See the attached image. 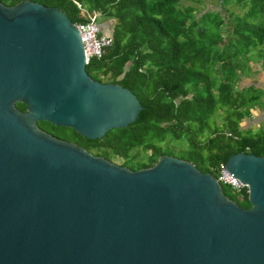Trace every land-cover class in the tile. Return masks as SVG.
<instances>
[{
	"label": "water",
	"instance_id": "95a60500",
	"mask_svg": "<svg viewBox=\"0 0 264 264\" xmlns=\"http://www.w3.org/2000/svg\"><path fill=\"white\" fill-rule=\"evenodd\" d=\"M85 64L61 9L0 2V264H264V156L224 159L243 208L184 159L131 170L38 127L92 140L138 124V95Z\"/></svg>",
	"mask_w": 264,
	"mask_h": 264
},
{
	"label": "trees",
	"instance_id": "16d2710c",
	"mask_svg": "<svg viewBox=\"0 0 264 264\" xmlns=\"http://www.w3.org/2000/svg\"><path fill=\"white\" fill-rule=\"evenodd\" d=\"M20 1L0 0L6 6ZM32 1L61 9L72 23L93 15L111 42L100 58L88 60L85 71L94 80L130 89L142 103L138 124L109 129L99 139L87 140L72 128L46 121L37 122L41 130L131 170L177 154L216 178L219 164L231 154L264 156V128L240 125L260 93L253 84L236 86L250 70V51L264 42V0H217L219 9L199 13L180 0ZM246 2L249 8L242 15L225 7ZM254 55L264 62V50ZM15 106L25 110L24 103ZM223 186L227 198L249 207L246 189Z\"/></svg>",
	"mask_w": 264,
	"mask_h": 264
},
{
	"label": "rangeland",
	"instance_id": "374dc122",
	"mask_svg": "<svg viewBox=\"0 0 264 264\" xmlns=\"http://www.w3.org/2000/svg\"><path fill=\"white\" fill-rule=\"evenodd\" d=\"M179 4L182 6L190 5L195 11L199 13V11H205L208 9H219L217 0H180ZM225 7L229 9L234 15H242L245 11L249 8V3L246 2L244 5H236V4H225ZM221 14L224 15L226 12L221 11ZM96 24L98 25L97 19L95 20ZM99 27V25H98ZM224 28V27H223ZM222 28V33L224 34L225 31ZM104 33H107L105 29L103 30ZM264 50V42L261 45H258L255 50H251L249 53L250 58L248 59L247 64L250 67V70L240 78L239 82L237 83L238 86H244L247 84H253L254 90L258 91L260 93V100L256 102L257 104H254L250 107V117L249 120L248 117H244L242 121L240 122L241 126H246L248 124V127L251 130H256L258 127L264 128V62H262L261 56L254 55L257 50ZM216 123L220 122L219 116H216ZM247 121H250L249 123ZM51 132H54V129L49 128ZM57 133H69L66 129H59L56 128ZM173 149L175 150L176 147ZM138 155H141V150L138 149ZM173 155V154H172ZM177 155V154H175ZM173 155V156H175ZM115 164H119L117 160L112 161ZM223 186V185H222ZM225 187V186H223Z\"/></svg>",
	"mask_w": 264,
	"mask_h": 264
},
{
	"label": "built area",
	"instance_id": "2783aa9c",
	"mask_svg": "<svg viewBox=\"0 0 264 264\" xmlns=\"http://www.w3.org/2000/svg\"><path fill=\"white\" fill-rule=\"evenodd\" d=\"M74 25L76 26L82 43L85 63H87L90 58H100L105 48L110 45L111 40L107 35L99 32V27L96 24L94 16H90L85 22L74 23ZM222 166H224V163L219 164L216 177L220 185H224L235 192L246 189L245 184L235 179Z\"/></svg>",
	"mask_w": 264,
	"mask_h": 264
}]
</instances>
